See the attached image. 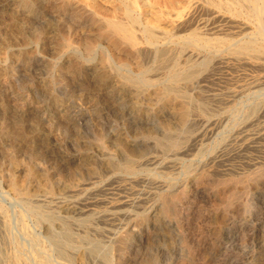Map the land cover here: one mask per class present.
Wrapping results in <instances>:
<instances>
[{
	"label": "rangeland",
	"instance_id": "rangeland-1",
	"mask_svg": "<svg viewBox=\"0 0 264 264\" xmlns=\"http://www.w3.org/2000/svg\"><path fill=\"white\" fill-rule=\"evenodd\" d=\"M253 2L0 0V264H83L86 247L99 264H264V12ZM176 4L189 6L179 21ZM110 18L140 35L137 48L112 39ZM86 180L108 189L97 198L141 195L143 207L88 235Z\"/></svg>",
	"mask_w": 264,
	"mask_h": 264
},
{
	"label": "bare ground",
	"instance_id": "bare-ground-1",
	"mask_svg": "<svg viewBox=\"0 0 264 264\" xmlns=\"http://www.w3.org/2000/svg\"><path fill=\"white\" fill-rule=\"evenodd\" d=\"M128 1V0H127ZM144 1V0H143ZM234 1V0H233ZM236 1V0H235ZM241 1V0H240ZM245 1V0H244ZM131 2V1H130ZM136 2V0H135ZM232 2V1H231ZM264 0H254L253 4H254V11L257 12L258 14H262V12H264ZM122 3V2H121ZM176 3V2H175ZM252 3V2H251ZM128 4V3H127ZM223 4V2H222ZM242 4H244L242 2ZM147 5V4H146ZM247 5V4H246ZM133 6V3H132ZM131 6V7H132ZM238 6V5H236ZM245 6V5H244ZM249 6V5H248ZM247 6V8H248ZM189 7L188 5H180V4H176V7H174L173 5L170 7L171 9L175 8V19H177L178 21L183 17V11L185 8ZM133 8V7H132ZM243 8V7H242ZM128 9V8H127ZM241 10V9H239ZM131 11V10H130ZM127 12V11H126ZM129 12V11H128ZM127 12V13H128ZM136 12V9H135ZM134 12V14H135ZM241 12V11H240ZM249 12V11H248ZM155 13L158 14H167L168 13V8L166 5L161 6L157 9V11ZM243 13V12H241ZM137 14H139L137 12ZM254 14V13H253ZM137 16V15H136ZM139 16V15H138ZM190 19V16H188ZM249 17V15H248ZM136 18V17H135ZM254 19L256 18L253 17ZM120 19V18H119ZM123 19V18H122ZM252 19V18H251ZM186 21V20H185ZM188 21V20H187ZM193 21V20H192ZM191 21V24L193 23ZM259 21V20H258ZM107 24L105 25V29H107L113 40L116 41H121L124 43H128L129 45H131L132 47H136L141 43V39H140V35H138L136 33L135 30H133L131 28V26L128 23H125L118 19H114V18H110L107 21ZM142 22V21H141ZM175 21H173L174 23ZM189 22V21H188ZM202 22V21H201ZM138 23V22H137ZM259 23V22H258ZM194 24V23H193ZM192 24V25H193ZM153 25V24H152ZM155 25V23H154ZM176 25V24H175ZM181 25V24H180ZM185 25V24H183ZM190 25V24H189ZM143 26V25H142ZM191 26V25H190ZM261 26V25H260ZM140 27V26H138ZM187 27V26H186ZM189 27V26H188ZM262 27V26H261ZM136 28V27H135ZM143 27H141L142 29ZM148 28V27H147ZM179 28V27H178ZM137 29V28H136ZM176 29V28H175ZM180 29L183 30V28L181 27ZM188 29V28H187ZM186 29V30H187ZM106 31V30H105ZM155 31V30H154ZM172 31V30H171ZM180 31V30H179ZM177 31V32H179ZM184 31V30H183ZM172 33V32H171ZM181 34V33H180ZM180 34L178 33V36H180ZM195 36V34H193ZM222 35V34H221ZM142 36H144L142 34ZM148 36V35H147ZM150 36V35H149ZM171 36V34H170ZM185 36V35H184ZM183 36V39H184ZM156 37V36H155ZM172 37V36H171ZM187 37V36H186ZM151 38V37H149ZM158 38V37H157ZM164 38V37H163ZM188 39V37H187ZM195 39V38H194ZM215 39V38H214ZM67 40V39H66ZM144 40V38H143ZM167 40V39H166ZM186 40V39H185ZM181 41V40H180ZM149 43V41H147ZM123 43V44H124ZM155 43V41H154ZM113 44L114 43H107V48H111V50L113 49ZM191 44V43H190ZM249 46V45H248ZM141 47V45H140ZM143 47V46H142ZM108 48V49H109ZM137 48V47H136ZM144 48V47H143ZM143 50V49H142ZM141 50V51H142ZM147 50V49H146ZM139 53V52H138ZM240 53V52H239ZM186 54V53H185ZM142 55V53L140 54ZM115 58V57H114ZM140 58V57H139ZM117 61H120L121 57L117 56L115 58ZM219 64V63H218ZM211 76V75H210ZM232 97V96H231ZM263 115V114H262ZM260 117V116H259ZM222 123V122H221ZM223 124V123H222ZM219 125V124H218ZM233 127V126H232ZM255 128V127H254ZM224 133V132H223ZM207 135V134H206ZM199 136V135H197ZM195 136V138L197 137ZM231 137V136H230ZM193 138V137H192ZM206 139V138H205ZM260 140V139H259ZM231 141V139H230ZM189 143V142H188ZM217 144V143H216ZM252 144V143H251ZM187 145V144H186ZM226 146V145H225ZM221 147V146H220ZM186 148V147H185ZM192 149V148H191ZM194 149V148H193ZM202 149V148H201ZM225 149V148H224ZM188 150V149H187ZM221 150V149H220ZM184 151V152H183ZM190 151V150H189ZM204 151V150H203ZM181 152H183V154L185 153V150L183 149ZM181 155V154H180ZM187 155V154H186ZM127 156V155H126ZM184 156V155H183ZM143 157V156H142ZM211 157V156H210ZM173 158V157H172ZM181 159V158H179ZM194 159V158H193ZM228 165V164H227ZM92 166V165H91ZM223 166V165H222ZM220 167V166H219ZM120 169V168H119ZM198 170V169H197ZM140 171V170H139ZM237 172V171H236ZM155 173V172H154ZM157 175V174H156ZM127 176V175H126ZM147 179V178H146ZM139 181V180H138ZM145 181V180H144ZM193 182V181H192ZM117 182L112 181L110 183H107L108 186H110L111 188H113V191L116 192H121L125 189V185H120V184H115ZM144 184V183H143ZM114 186V187H113ZM140 186V185H139ZM143 186V185H141ZM181 186V185H180ZM194 184L191 183V185L189 186V190L193 189ZM140 188V187H139ZM149 188V187H148ZM147 188V190H148ZM142 189V188H140ZM150 189V188H149ZM232 189V188H231ZM83 192H84V202H83V213L85 215V222H86V228H85V232L89 235L91 232H93L94 234L98 232L100 225L101 224H108L110 221H113L117 218V216L120 214V212L122 213V211L125 208L128 207H134V208H142L143 204L145 202V198L141 195H138L136 198H134L133 200H129V198H126L124 196H119L118 198L114 199V201H107L104 198L100 197L97 198L99 196H101L104 192H106V190H108L106 188L105 185L102 186L101 185H97L95 187H91V184L88 180H86L83 184ZM225 191V190H224ZM221 192V191H220ZM123 193V192H122ZM130 193V192H129ZM151 193V192H150ZM234 193V192H233ZM237 193V192H236ZM113 194V193H112ZM137 194V193H136ZM141 194V193H139ZM149 194V193H148ZM93 195L95 197V199H93ZM115 195V194H114ZM128 195V194H127ZM132 195V194H131ZM135 195V194H134ZM230 195V194H229ZM136 196V195H135ZM147 196V195H146ZM178 197V196H177ZM227 199V197H225ZM177 199V198H176ZM82 200V199H81ZM78 203V202H77ZM104 203H108L109 204V213L105 210V211H101V208H94V207H98L101 204ZM52 212V211H51ZM126 213V212H125ZM134 213V212H133ZM183 209L180 210H175V215L178 216V224H177V228L178 231L181 234V240L183 242V244H185L190 253L193 254H197L196 252V248L198 249L200 247V242L196 243L194 240V231H188V227L186 224H188V219L187 217L185 218V223H184V218H183ZM123 218V217H122ZM184 224L186 226H184ZM116 227V226H115ZM33 228V227H32ZM30 229V228H29ZM101 229V228H100ZM115 229V228H114ZM144 230V229H143ZM185 230H187L185 232ZM55 232V231H54ZM106 232V231H104ZM58 234V233H57ZM91 235V234H90ZM102 235V234H101ZM112 235V234H111ZM145 237V236H144ZM86 239V238H85ZM96 240V239H95ZM143 240V234L139 233L137 236H134L130 239V248H135L136 246H138L140 244V241ZM36 241V240H35ZM101 241V240H100ZM199 241V240H198ZM15 242V241H14ZM31 242V241H30ZM86 242V240H85ZM98 243V242H96ZM65 244V243H64ZM93 245V244H92ZM86 246V245H85ZM33 247V246H32ZM37 248V247H36ZM77 248V247H76ZM202 248V247H201ZM37 250V249H36ZM93 248L90 247H86L83 250V254H82V263L83 264H99L97 261V257L93 256ZM106 253V252H105ZM247 254V253H246ZM256 254V253H255ZM98 255V254H97ZM2 256V255H1ZM33 256V255H32ZM194 256V255H193ZM252 256V255H251ZM54 257V256H53ZM214 258V257H213ZM217 258V257H216ZM221 260V259H220ZM255 262H252L253 259H251L250 261H247L246 259L244 260H240L239 262L237 261L236 264H262L263 261H257V259H255ZM262 260V259H261ZM210 261V260H209ZM212 261V260H211ZM235 260L230 258V259H225L223 262L219 261L218 259H213L211 264H234ZM62 262V261H61ZM183 264V263H180Z\"/></svg>",
	"mask_w": 264,
	"mask_h": 264
}]
</instances>
